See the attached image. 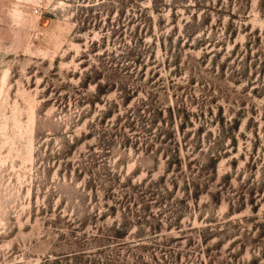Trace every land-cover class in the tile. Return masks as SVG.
<instances>
[{
  "label": "rangeland",
  "instance_id": "1",
  "mask_svg": "<svg viewBox=\"0 0 264 264\" xmlns=\"http://www.w3.org/2000/svg\"><path fill=\"white\" fill-rule=\"evenodd\" d=\"M0 264H264V0H0Z\"/></svg>",
  "mask_w": 264,
  "mask_h": 264
}]
</instances>
